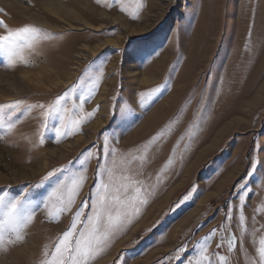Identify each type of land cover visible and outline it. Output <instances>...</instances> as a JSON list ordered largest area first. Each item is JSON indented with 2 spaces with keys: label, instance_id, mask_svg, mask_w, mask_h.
<instances>
[{
  "label": "rangeland",
  "instance_id": "374dc122",
  "mask_svg": "<svg viewBox=\"0 0 264 264\" xmlns=\"http://www.w3.org/2000/svg\"><path fill=\"white\" fill-rule=\"evenodd\" d=\"M47 1L64 3L72 12L57 16L45 7ZM139 2L144 6L133 19L129 13ZM124 5L127 11L114 0H0V20L9 28L34 25L51 36L37 45L27 65L6 67L0 55V105L21 102L0 113V195L38 201L64 173L41 186L43 177L54 169L75 170L82 154L93 152L72 210L50 222L41 205L24 239L0 250V264H41L45 246L50 252L75 211L90 201L105 159V136L117 149L109 166L116 172L132 167L128 176L152 195L93 264H196L213 231L206 253L212 264H252L264 236V0H124ZM34 15L49 24L34 21ZM101 62L103 79L84 105L85 112L99 105L95 116L60 143L50 124L40 144L43 110L28 112L27 106H47L73 86L86 88L88 67ZM147 71L156 77L142 82ZM158 86L157 98L144 106L140 93ZM163 104V114L138 130ZM97 120L102 124L93 126ZM9 123L15 126L9 129ZM162 130L142 164L144 146ZM156 167H162L158 184ZM164 185L166 190L157 191ZM231 236L236 245L230 251ZM28 243L31 256L21 249Z\"/></svg>",
  "mask_w": 264,
  "mask_h": 264
},
{
  "label": "snow or ice",
  "instance_id": "6c2138e0",
  "mask_svg": "<svg viewBox=\"0 0 264 264\" xmlns=\"http://www.w3.org/2000/svg\"><path fill=\"white\" fill-rule=\"evenodd\" d=\"M97 2L99 3L100 0H97ZM114 2L120 5L121 11H127L124 0H114ZM143 6V3L139 2L136 11L129 13V15L133 19H137ZM0 28L4 29V34H0V55L3 56L6 67H15L18 64L27 65L29 63L28 57L35 52L37 45L43 40L51 38L49 33L34 25L12 29L0 20ZM87 72L90 83L86 88L78 90L76 86H73L47 106L44 104L27 106L28 112L37 107L43 110L40 144L45 142L44 133L49 130L50 124L51 131L55 133L56 142L60 143L63 139L77 134L81 125L86 124L95 116L99 105L92 112H85L84 105L94 98L103 79V62L96 69L90 65ZM160 92L161 87L158 86L148 92L140 93L142 104L148 106L157 98ZM69 101L72 103L71 108L67 106ZM20 103L0 105V113H3L6 109H16L20 106ZM14 126L12 123L7 125L9 129ZM193 127H198V125H193ZM164 134L165 130H162L152 138L149 144L144 146V154L139 157L142 164L147 160L150 145L163 137ZM187 134L189 138L194 135L191 130ZM182 139L183 137H181ZM111 141V137H104L103 153L105 159L103 163L98 164L97 184L91 192L90 201L85 200L81 207L75 211L70 227L57 238L54 248L50 252L48 247L45 246L44 258L41 264H93L98 257L107 251L113 239L127 230L128 226L140 214L141 208L148 203V197L152 193L134 177L121 176L119 178L121 182L117 186V178L114 176L113 167L109 166L110 163L115 164L117 154V149L112 147ZM92 157L93 152L89 150L82 154L79 168L71 170L65 167L49 172L42 178L41 186L56 172L64 174L62 178L54 182L53 186L38 201L8 197L7 194L0 195V250H3L6 244L16 243L24 239L23 233L33 222L41 205L47 210L50 222H58L62 214L72 210L76 198L87 180V164ZM136 158L132 157V159ZM174 159L175 150L173 155L169 157L165 169L172 164ZM105 177H107V180ZM159 179L160 174L157 175V182H159ZM121 193H123V196ZM190 197L191 192L183 200ZM239 199L244 202L246 198L241 194ZM89 206L90 211L85 215L84 209ZM226 217L230 219L231 212L227 213ZM239 219L242 231H246L244 228L246 218L242 212ZM214 235L215 231L209 237H206L205 242L200 246L199 259H197L196 264H212L206 253L208 252V240ZM235 245V236L229 237V250H233ZM219 260L224 262L226 258L220 256ZM252 264H264V236L258 241L256 258Z\"/></svg>",
  "mask_w": 264,
  "mask_h": 264
},
{
  "label": "bare ground",
  "instance_id": "6f19581e",
  "mask_svg": "<svg viewBox=\"0 0 264 264\" xmlns=\"http://www.w3.org/2000/svg\"><path fill=\"white\" fill-rule=\"evenodd\" d=\"M44 5H45V7L49 10V11H52L53 13H55V14H57V16H58V14H59V12H64V14H70L72 11L67 7V5L66 4H64V3H57V2H51V1H47V2H44ZM115 13V12H114ZM73 17H75V18H79V16L78 15H72ZM30 18L31 19H33L34 21L36 20V21H39V22H41V23H44V24H49V22L46 20V18H41L40 16H38V15H34V16H30ZM116 19H118V17H116ZM122 22H125V21H122ZM102 46V45H101ZM91 50H94V48L93 49H91ZM151 71V70H150ZM146 72V75L144 76L143 75V79H142V82L144 81V82H149V81H151V80H154V77H156L155 75L156 74H154V72ZM26 74L28 73V72H25ZM151 73H152V75L153 76H151ZM67 76V75H66ZM70 76V75H69ZM58 82H59V80H57V82H54V85L56 86L57 84H58ZM37 83H38V85H40V81L38 80L37 81ZM63 83L65 84V85H67L68 84V79H66V80H63ZM52 87V86H51ZM170 98V97H169ZM168 99V98H167ZM166 103V102H165ZM164 105L165 104H163L162 106H160L156 111H155V113L153 114V116L151 117V118H149V119H147V121L144 123L143 122V124H141V126H140V129H138V130H142V131H144V129H146L147 127H149L148 125H150L151 123H152V120L154 119V118H156V117H158L159 115H162L163 114V111H164V109H166L165 107H164ZM102 120H97V121H95L94 123H93V126H98V125H101L102 124ZM153 124V123H152ZM136 134V133H135ZM77 141H79V140H77ZM55 151V150H54ZM53 152V151H52ZM22 245V244H21ZM23 251H25L28 255L27 256H31V255H29V254H31L32 253V251H33V248H32V245L30 244V243H28L26 246H23L22 248H21Z\"/></svg>",
  "mask_w": 264,
  "mask_h": 264
},
{
  "label": "crops",
  "instance_id": "0c3cea01",
  "mask_svg": "<svg viewBox=\"0 0 264 264\" xmlns=\"http://www.w3.org/2000/svg\"><path fill=\"white\" fill-rule=\"evenodd\" d=\"M131 159V161H132V158H130ZM132 163V162H131ZM135 163H137V162H135ZM134 162L132 163L133 165L135 164ZM131 169H132V167L131 168H125V167H123V168H119V170H118V172H116V171H114V175H115V177L117 178V179H119L120 178V176H122V175H129V173H131L130 171H131ZM160 170H162V167H156L155 169H153L152 170V172H154V179H155V181L154 182H156L157 184H158V182H157V174L159 173L160 175L162 174L161 172H160ZM153 179V178H152ZM171 183L173 184L174 183V180H172L171 181ZM170 184V183H169ZM155 188V187H154ZM166 188L167 187H165V185H164V187L163 186H158V189H157V191L158 190H166Z\"/></svg>",
  "mask_w": 264,
  "mask_h": 264
}]
</instances>
